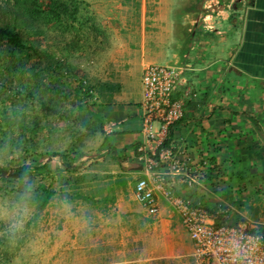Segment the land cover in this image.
<instances>
[{
  "label": "crops",
  "instance_id": "obj_1",
  "mask_svg": "<svg viewBox=\"0 0 264 264\" xmlns=\"http://www.w3.org/2000/svg\"><path fill=\"white\" fill-rule=\"evenodd\" d=\"M76 26L81 39L72 64L95 96L84 102L97 135L77 150L89 159L82 172L104 182L101 196L110 202L61 200L69 206L62 225H89L95 216L96 223L109 225L97 224L96 234L112 232L107 217L118 220L114 227L120 218L132 229L178 227L192 263L177 216L160 201L158 216H149L157 221L149 224L133 197V184L143 175L135 161L140 75L155 65L182 71L172 93L183 102L182 116L169 128L167 142L197 177L183 186V197L207 209L226 205L228 225L263 228L264 0H77ZM116 179L124 180L123 187ZM54 200L42 211L55 212L48 211ZM168 241V251L153 259L179 252L172 234Z\"/></svg>",
  "mask_w": 264,
  "mask_h": 264
},
{
  "label": "rangeland",
  "instance_id": "obj_2",
  "mask_svg": "<svg viewBox=\"0 0 264 264\" xmlns=\"http://www.w3.org/2000/svg\"><path fill=\"white\" fill-rule=\"evenodd\" d=\"M0 3L28 20L32 31L41 37L35 43L37 55L42 52L47 55L38 59L28 49L0 48V167L30 163L33 155L42 153L69 152L72 146L78 151L77 146L83 142H94L97 135L88 125L94 119L86 112L88 104L78 90L80 80L74 75L72 64L81 39L76 26L77 0H0ZM8 89L23 90L24 99H13ZM36 103L45 106L46 111H41ZM19 123L23 128L15 126ZM8 191L0 193V206L10 210L18 195ZM54 203L48 211L55 212L41 211L33 220L31 206L23 229L15 234L8 231V221L0 220V264H193L188 261L190 249L185 247L178 227L173 231L155 223V229L151 225L132 229L124 227L122 223L128 221L124 218H120L119 227H114L118 220L107 217L112 232L100 234L99 230L109 225L99 222L105 226L96 234L99 223L95 216L89 225L77 222L67 227L62 225L61 217L68 208L61 206L65 204L58 198ZM150 217L149 224L157 221ZM142 234L147 236L143 238ZM171 234L179 252L172 257L153 259L168 251ZM155 242L162 244L160 252L154 250Z\"/></svg>",
  "mask_w": 264,
  "mask_h": 264
},
{
  "label": "built area",
  "instance_id": "obj_3",
  "mask_svg": "<svg viewBox=\"0 0 264 264\" xmlns=\"http://www.w3.org/2000/svg\"><path fill=\"white\" fill-rule=\"evenodd\" d=\"M181 73L177 67L155 65L141 72L135 161L143 175L133 184L134 200L151 217L158 216L160 201L166 204L189 239L193 264H264V227L228 225L226 205L207 209L182 195L183 186L195 184L197 177L167 142L169 128L182 116V100L172 99ZM79 84L84 97L94 101L85 81Z\"/></svg>",
  "mask_w": 264,
  "mask_h": 264
},
{
  "label": "trees",
  "instance_id": "obj_4",
  "mask_svg": "<svg viewBox=\"0 0 264 264\" xmlns=\"http://www.w3.org/2000/svg\"><path fill=\"white\" fill-rule=\"evenodd\" d=\"M40 38L35 31H32L30 23L25 17L7 4L0 3V48L28 49L38 59L45 58L47 56L45 52H42L40 56L37 55L39 50L35 43ZM74 75H76L75 71ZM78 90L84 97L81 84L78 85ZM8 91L11 92L13 99H24L23 90L8 89ZM11 103L13 104L12 101ZM36 104L41 111H46L45 106L41 103ZM15 126L23 128L22 123ZM28 130L34 133L32 130ZM76 141H80L79 136L76 137ZM87 160H89L88 157L84 158V155L72 146L69 152L42 153L33 155L30 163H21L11 168L0 167V193L6 189L11 194L18 195L23 190L21 178L27 177L33 185L31 220L36 218L53 197L64 201L80 199L91 205H104L106 202H110L109 199H104L101 196L104 182L92 173L82 172ZM115 184L118 187H123L124 180L116 179ZM95 196L99 198L97 201L94 200Z\"/></svg>",
  "mask_w": 264,
  "mask_h": 264
},
{
  "label": "clouds",
  "instance_id": "obj_5",
  "mask_svg": "<svg viewBox=\"0 0 264 264\" xmlns=\"http://www.w3.org/2000/svg\"><path fill=\"white\" fill-rule=\"evenodd\" d=\"M21 183L23 190L18 194V198L14 202L13 207L9 210L0 206V220L8 221V231L12 234L23 229L32 210L33 185L27 177H22ZM65 207L68 208L69 206L66 204Z\"/></svg>",
  "mask_w": 264,
  "mask_h": 264
}]
</instances>
